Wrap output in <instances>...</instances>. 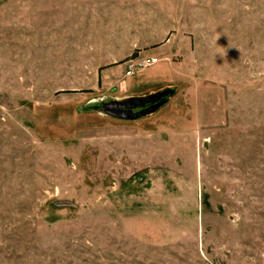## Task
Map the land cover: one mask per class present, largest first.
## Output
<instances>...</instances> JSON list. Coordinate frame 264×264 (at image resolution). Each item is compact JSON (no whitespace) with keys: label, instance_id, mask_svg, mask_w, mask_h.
Here are the masks:
<instances>
[{"label":"rangeland","instance_id":"obj_1","mask_svg":"<svg viewBox=\"0 0 264 264\" xmlns=\"http://www.w3.org/2000/svg\"><path fill=\"white\" fill-rule=\"evenodd\" d=\"M0 264H264V0L3 1Z\"/></svg>","mask_w":264,"mask_h":264},{"label":"water","instance_id":"obj_2","mask_svg":"<svg viewBox=\"0 0 264 264\" xmlns=\"http://www.w3.org/2000/svg\"><path fill=\"white\" fill-rule=\"evenodd\" d=\"M174 93L175 91L172 89H163L148 94V96L134 95L120 100L106 98L100 101H92L89 106L105 115L135 121L160 110Z\"/></svg>","mask_w":264,"mask_h":264},{"label":"built area","instance_id":"obj_3","mask_svg":"<svg viewBox=\"0 0 264 264\" xmlns=\"http://www.w3.org/2000/svg\"><path fill=\"white\" fill-rule=\"evenodd\" d=\"M158 58H145L143 56H135L125 62L127 64L126 77L130 78L138 72L147 70V68L153 67L158 64Z\"/></svg>","mask_w":264,"mask_h":264},{"label":"crops","instance_id":"obj_4","mask_svg":"<svg viewBox=\"0 0 264 264\" xmlns=\"http://www.w3.org/2000/svg\"><path fill=\"white\" fill-rule=\"evenodd\" d=\"M3 1H5V0H0V4L3 3ZM132 78H133V77H130V79L128 78V81L125 83L126 86L124 87V88H125L124 90H125L126 92L129 91V90H131V89H132V90H135V89L132 87V86H133L132 83H131V79H132Z\"/></svg>","mask_w":264,"mask_h":264}]
</instances>
